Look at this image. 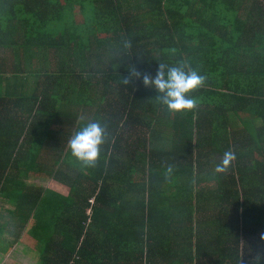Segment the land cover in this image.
Segmentation results:
<instances>
[{
	"label": "trees",
	"instance_id": "obj_1",
	"mask_svg": "<svg viewBox=\"0 0 264 264\" xmlns=\"http://www.w3.org/2000/svg\"><path fill=\"white\" fill-rule=\"evenodd\" d=\"M0 51V237L38 264H258L264 0H0ZM161 63L206 78L193 109L123 83ZM94 121L85 167L68 144Z\"/></svg>",
	"mask_w": 264,
	"mask_h": 264
},
{
	"label": "clouds",
	"instance_id": "obj_2",
	"mask_svg": "<svg viewBox=\"0 0 264 264\" xmlns=\"http://www.w3.org/2000/svg\"><path fill=\"white\" fill-rule=\"evenodd\" d=\"M186 67L184 64L166 66L161 63L154 76L133 67L123 83H132L133 79L140 80L145 87L154 89L158 93L156 100L167 106L169 112L191 110L196 106V101L188 94L202 87L206 78L195 69L188 68L186 71ZM104 141L105 130L99 122L94 121L87 123L77 131L70 139L68 147L72 155L83 166L94 167L99 159L100 148ZM234 158V153L226 151L221 162L216 165V170L218 172L226 171ZM260 238L264 240V232L260 233ZM256 260L258 264H264V251L257 253Z\"/></svg>",
	"mask_w": 264,
	"mask_h": 264
},
{
	"label": "crops",
	"instance_id": "obj_3",
	"mask_svg": "<svg viewBox=\"0 0 264 264\" xmlns=\"http://www.w3.org/2000/svg\"><path fill=\"white\" fill-rule=\"evenodd\" d=\"M2 51H0V56L3 55V53H1ZM5 56V53H4ZM0 72L3 73V69H4V63H2V61L0 60ZM7 64V63H6ZM7 207L10 208L12 207L11 204H9V202L7 201H1L0 202V207ZM4 207L2 208V210H4ZM1 240H3V242L5 241L4 239H7V241H5L4 243H0V264H28L29 262H27V259H23V260H19L18 258H12L10 256L11 254V250H16L18 249V247L22 244L25 248H26V254H24L25 256H27V258L33 262H35L36 264H38V261L36 259H34L33 254L35 253H31V251L28 248V245L25 244L23 241L19 240V241H15L12 243V239L11 237H9L7 235V232L5 230V233H2V236L0 237ZM14 244V245H13ZM20 244V245H19ZM12 246V247H11ZM33 259V260H32Z\"/></svg>",
	"mask_w": 264,
	"mask_h": 264
},
{
	"label": "rangeland",
	"instance_id": "obj_4",
	"mask_svg": "<svg viewBox=\"0 0 264 264\" xmlns=\"http://www.w3.org/2000/svg\"><path fill=\"white\" fill-rule=\"evenodd\" d=\"M26 182H28V184L30 185H34L36 187H44V186H48V179H44V178H40V177H31L29 179L26 180ZM53 185H55L52 182ZM5 241H7V239H4ZM5 244V243H4ZM14 245V244H13ZM20 245V244H19ZM12 247V246H11ZM26 254V248L21 244L18 249L16 250H11V254L10 256L12 258H18L19 260H23V259H27V262H29L28 264H36L35 262L29 260L27 258V256H25L24 254ZM32 253V252H31ZM36 254V253H35ZM33 260V259H32Z\"/></svg>",
	"mask_w": 264,
	"mask_h": 264
}]
</instances>
